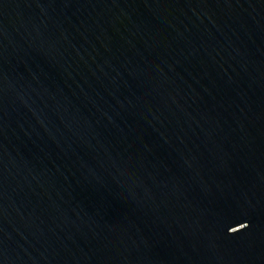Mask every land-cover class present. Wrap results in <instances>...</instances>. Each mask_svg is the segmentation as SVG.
Returning a JSON list of instances; mask_svg holds the SVG:
<instances>
[{
    "label": "water",
    "instance_id": "1",
    "mask_svg": "<svg viewBox=\"0 0 264 264\" xmlns=\"http://www.w3.org/2000/svg\"><path fill=\"white\" fill-rule=\"evenodd\" d=\"M0 264H264V0H0Z\"/></svg>",
    "mask_w": 264,
    "mask_h": 264
}]
</instances>
